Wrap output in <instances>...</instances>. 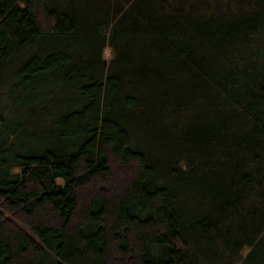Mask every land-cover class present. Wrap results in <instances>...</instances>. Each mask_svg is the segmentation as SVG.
<instances>
[{
    "label": "trees",
    "instance_id": "obj_1",
    "mask_svg": "<svg viewBox=\"0 0 264 264\" xmlns=\"http://www.w3.org/2000/svg\"><path fill=\"white\" fill-rule=\"evenodd\" d=\"M0 264H264V0H0Z\"/></svg>",
    "mask_w": 264,
    "mask_h": 264
},
{
    "label": "rangeland",
    "instance_id": "obj_2",
    "mask_svg": "<svg viewBox=\"0 0 264 264\" xmlns=\"http://www.w3.org/2000/svg\"><path fill=\"white\" fill-rule=\"evenodd\" d=\"M109 54H110V49L108 47H105V49H104L105 60H106V58L108 57ZM141 128L144 130L143 125L141 126ZM244 250H246V248Z\"/></svg>",
    "mask_w": 264,
    "mask_h": 264
}]
</instances>
